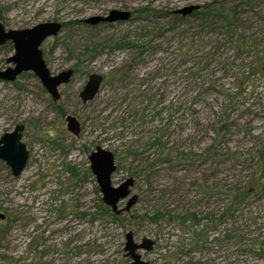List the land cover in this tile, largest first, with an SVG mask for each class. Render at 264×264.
Wrapping results in <instances>:
<instances>
[{"label":"rangeland","instance_id":"1","mask_svg":"<svg viewBox=\"0 0 264 264\" xmlns=\"http://www.w3.org/2000/svg\"><path fill=\"white\" fill-rule=\"evenodd\" d=\"M188 5L214 16L173 24ZM113 8L131 19L84 22ZM0 14L12 29L63 24L42 43L43 58L53 74L75 69L58 101L33 74L0 82V135L25 123L29 151L18 176L0 160V264H131L129 230L137 242L156 240L140 251L150 264H264V0H0ZM145 33L143 52L127 45ZM11 53L0 48V68ZM91 73L104 81L84 103ZM68 113L79 135L67 130ZM97 146L116 154L113 184L135 177L138 202L118 221L100 207L88 158ZM238 190L247 196L233 204ZM165 209L229 215L196 241L189 221L152 218Z\"/></svg>","mask_w":264,"mask_h":264},{"label":"water","instance_id":"2","mask_svg":"<svg viewBox=\"0 0 264 264\" xmlns=\"http://www.w3.org/2000/svg\"><path fill=\"white\" fill-rule=\"evenodd\" d=\"M200 5H188L176 11L187 14ZM1 16V14H0ZM130 10L113 8L106 15H94L84 19L90 25H98L107 22L128 21L131 19ZM62 29V24L58 21L39 22L31 27L21 29H5L0 19V44L6 40L12 42V53L6 57V66L0 68V82H13L23 72H31L41 83L45 91L53 101H58L61 97L59 87L67 84L74 75L73 68L69 67L53 74L43 58L41 45L45 39L56 36ZM104 76L100 73H91L79 95L84 103L93 100L100 92ZM66 128L74 135H79L82 131V124L78 117L72 114L65 115ZM24 124L19 122L8 131L0 135V160H3L9 167L13 176L20 175L25 169L29 151L22 140ZM90 168L98 183L102 193V201L111 210L120 214L131 211L134 204L138 202L139 196L133 191L135 177L130 176L120 184H113V175L118 169L116 154L111 149L97 146L89 154ZM126 201L125 206L121 203ZM5 214L0 212V219H4ZM156 244V240L145 236L141 242L135 240L132 230L126 233L125 256L131 258V264H150L143 258L141 250L151 251Z\"/></svg>","mask_w":264,"mask_h":264},{"label":"trees","instance_id":"3","mask_svg":"<svg viewBox=\"0 0 264 264\" xmlns=\"http://www.w3.org/2000/svg\"><path fill=\"white\" fill-rule=\"evenodd\" d=\"M225 10V9H224ZM148 14H151V15H158L159 13L157 12H154V13H151V11L149 10H145ZM232 12V13H231ZM231 12H225L222 17L225 19V21L227 22V24H229L232 20V16L235 15L236 11H232ZM232 15V16H231ZM193 16H197L199 17L200 19L202 20H207L209 16H214V13L211 11V10H206V11H196L194 13ZM215 16H218L219 17V13H216ZM173 24H177V22H184L187 20V17H181V18H178L176 15L173 14ZM147 36V34L145 33V35L142 38V42L139 43L138 41L137 42H131V43H127V45H129L130 47H132L133 49H137V51H139L140 53L143 52L145 49H147L149 47V40L150 38H147L145 37ZM140 39V38H138ZM120 46H124V44H119ZM0 48H11V44L10 43H6L4 45H0ZM75 73V71H74ZM27 75H32L30 72H23L19 77H24V76H27ZM119 75V74H118ZM117 74H115L113 76L114 79H117L118 77ZM14 83V81L12 82ZM44 90V89H43ZM61 113L63 112L62 109H60ZM263 163H264V157H263ZM119 167V166H118ZM135 176H137L136 173H133ZM261 190H262V193L264 194V183L261 185ZM244 192H241V190H238V191H232L231 194L233 195L232 199H233V204L239 202V203H242L245 198H246V194H243ZM100 207L102 208H105V211L106 213L108 214V216L111 218L112 221H118V219H121V218H125V217H128L129 212H122L120 214H116L114 213L111 208L109 206H107L106 204H104V202L100 205ZM228 215H229V212L228 210L222 212L220 215H217L216 217H214V215H206L204 218H202L201 216H199L198 214L196 213H192V212H189V211H186L184 214H173L171 212V210L169 209H165V211H161V212H158V213H155V215L152 217L154 220H157L159 219V217H166L167 219H179L182 221V223H186L187 221H189L191 224V226L193 227L194 231H195V236H196V241L197 240H202V237L204 235H206L203 231H204V227H207L210 225V224H214V226H216L217 224L219 223H223L224 221H226V219L228 218ZM203 219L206 220V223L203 222ZM201 226L202 229L200 231H198V227ZM5 232V231H4ZM208 235V234H207ZM258 246H255V248H257Z\"/></svg>","mask_w":264,"mask_h":264},{"label":"flooded vegetation","instance_id":"4","mask_svg":"<svg viewBox=\"0 0 264 264\" xmlns=\"http://www.w3.org/2000/svg\"><path fill=\"white\" fill-rule=\"evenodd\" d=\"M201 8V6L198 8V9H194V10H192L191 12H188L187 14H183V13H180V12H177V11H174L173 12V14L174 15H176L178 18H181V17H189V16H193L194 15V13L197 11V10H199ZM0 19H1V16H0ZM2 22V21H1ZM121 22V21H120ZM108 24H111V22H107ZM2 24H3V22H2ZM4 25V24H3ZM63 25V24H62ZM33 26V25H32ZM94 26V25H93ZM29 27H31V26H29ZM4 28L5 29H10V28H7L5 25H4ZM25 28H27V27H25ZM21 29V28H20ZM6 43H10L11 44V48H12V42L11 41H9V40H6L4 43H2V44H0V45H4V44H6ZM13 50V49H12ZM69 68V67H68ZM72 68V67H71ZM66 69V68H65ZM73 70L75 71V69L73 68ZM31 73V72H30ZM32 74V73H31ZM21 123H23V122H21ZM24 124V126H25V128H26V125H25V123H23ZM25 128H24V130H25ZM1 220V219H0Z\"/></svg>","mask_w":264,"mask_h":264}]
</instances>
